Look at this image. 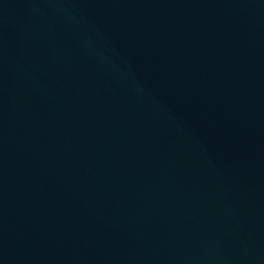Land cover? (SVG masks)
I'll use <instances>...</instances> for the list:
<instances>
[{
    "label": "water",
    "instance_id": "1",
    "mask_svg": "<svg viewBox=\"0 0 264 264\" xmlns=\"http://www.w3.org/2000/svg\"><path fill=\"white\" fill-rule=\"evenodd\" d=\"M0 264H264V0H0Z\"/></svg>",
    "mask_w": 264,
    "mask_h": 264
}]
</instances>
